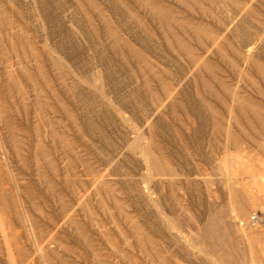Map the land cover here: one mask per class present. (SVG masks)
<instances>
[{
  "label": "rangeland",
  "instance_id": "1",
  "mask_svg": "<svg viewBox=\"0 0 264 264\" xmlns=\"http://www.w3.org/2000/svg\"><path fill=\"white\" fill-rule=\"evenodd\" d=\"M263 114L264 0H0V264H212L170 217L237 138L264 172Z\"/></svg>",
  "mask_w": 264,
  "mask_h": 264
},
{
  "label": "bare ground",
  "instance_id": "2",
  "mask_svg": "<svg viewBox=\"0 0 264 264\" xmlns=\"http://www.w3.org/2000/svg\"><path fill=\"white\" fill-rule=\"evenodd\" d=\"M248 55H252V54L249 52ZM236 98L234 97L233 99ZM242 98L241 99L244 103V106L246 105L254 112H259L260 108L258 105H256L257 104L256 101L254 102V100H252V98L250 97H242ZM232 106L234 105L232 104ZM232 106L229 107L230 109L227 108L231 113L227 121L230 124H231V119L233 118V110H234ZM255 120H257V118ZM229 123L228 125H230ZM237 139H238L237 141L231 142L234 144L235 147L234 149L238 151L237 154L233 155L232 153L231 154L226 153L227 155L230 156H225L226 155L225 154L224 155L225 158L222 157L223 162H220L222 164L221 170H222L223 178L219 182V184L227 188L226 202L225 203L222 202L223 204L222 203L218 204L220 202L216 204L214 202L215 204L211 205L209 209L210 217H208L205 221L203 220L204 222L202 224L200 225L197 224L198 225L197 227H194L192 225L191 223L192 220L191 222L185 220L184 223H182L179 220L173 219V217H170L171 219L169 218L171 220V222L169 221L170 231L174 237H177L180 239V241H182L181 243H183L182 247L185 254L187 256H206L210 259L212 264H259L258 251L260 250L263 252L262 256L264 258V172L260 170L258 172L253 171L255 170L254 168L255 165H253L255 154L253 153L252 150H255L254 152H256L257 150L255 148L251 149V152H248V155L246 153L245 156V153L243 154L241 152L243 150L242 148L243 145L241 144L242 141L239 142V138ZM211 151L214 152L215 150L212 149L211 147ZM141 152H142V156L149 155V152L146 150H142ZM242 157H246V159L244 158L245 160H243ZM161 159L157 156L154 157V161L160 165H162ZM200 166H203L201 165L200 162H196L193 166L194 168H196L197 174H198V170H201V172H203L202 169H199L201 168ZM188 173L190 174V172ZM205 174L207 175V173ZM200 176L201 175L199 174V177ZM204 176L205 175H203V177L199 182L197 180L196 185L201 184L200 183L201 181L207 182L209 184L216 183V181H213L212 178L210 177L208 178V176L206 177ZM188 182L192 183L191 181ZM218 188L219 187H217L216 190L220 194ZM223 194H225V192ZM189 196H191V194H189ZM221 198H223V195ZM163 213L165 215H169L165 211H163Z\"/></svg>",
  "mask_w": 264,
  "mask_h": 264
}]
</instances>
